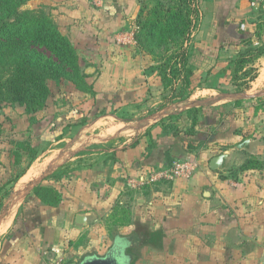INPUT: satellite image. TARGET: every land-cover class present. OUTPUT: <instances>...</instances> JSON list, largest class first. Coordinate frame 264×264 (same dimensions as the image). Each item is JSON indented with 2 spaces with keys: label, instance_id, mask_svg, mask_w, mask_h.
<instances>
[{
  "label": "crops",
  "instance_id": "0c3cea01",
  "mask_svg": "<svg viewBox=\"0 0 264 264\" xmlns=\"http://www.w3.org/2000/svg\"><path fill=\"white\" fill-rule=\"evenodd\" d=\"M143 1L47 0L60 31L88 54L84 61L93 64L87 72L100 64L95 56L100 49L109 44L115 52L105 62L107 74L96 81V99L82 102L93 114L107 113L78 125L76 137L59 142L74 141L38 165L36 158L8 183L23 190L12 195L0 216V264L52 259L77 264L87 254L103 255L113 242L106 245V230L99 226L126 194L124 178L169 167L175 159L197 160L191 179L163 180L140 190L128 184L135 200L134 206L128 203L134 230L126 236L114 233L113 239H133L126 249L131 264H264V53L253 63L257 76L248 88L238 89L228 69L249 43L264 50V10L249 0L194 1L200 20L189 43L193 91L179 97L178 88L172 95L161 88L149 69L151 57L134 54V45L118 46L111 38L137 27ZM202 79L207 88L196 87ZM205 92L210 97L200 98ZM125 109L139 114L124 119L119 112ZM90 143L99 146L88 148ZM225 151L224 168L212 170L211 158ZM92 155L106 156L82 163L76 179L52 185L61 195L57 205H46L34 194L45 173ZM5 159L0 154L1 184L16 176L7 174ZM248 160L262 167L243 168ZM46 164L43 176L32 181L38 166ZM78 214L87 217L86 225L76 221Z\"/></svg>",
  "mask_w": 264,
  "mask_h": 264
},
{
  "label": "trees",
  "instance_id": "16d2710c",
  "mask_svg": "<svg viewBox=\"0 0 264 264\" xmlns=\"http://www.w3.org/2000/svg\"><path fill=\"white\" fill-rule=\"evenodd\" d=\"M27 1L0 0V101L19 103L25 105L30 112H36L43 107V101L49 94L50 79H69L84 84L86 75L79 66L70 40L60 31L49 14L42 8L20 11ZM188 1L193 0H158L150 10L144 11L142 7L137 19L139 30L135 35L138 47L149 54L155 55L161 49H175L170 58H174L179 66L180 80L188 90L186 94L193 91L191 79L194 69L190 63L188 45L194 19L197 18L196 8ZM248 46L246 52L231 60L228 66V69H231L230 65L234 64L237 74L246 71L244 75H249L244 85L239 84V81L235 83L240 90L248 88L250 82L256 78L257 68L253 63L264 53L263 49L252 48L250 43ZM214 67L211 65L207 70L208 74ZM250 69L254 74H251ZM173 78L162 76L161 82L166 90ZM88 88L96 99L97 92L92 87ZM175 92L174 88L173 94ZM184 95L185 93L181 92L179 97ZM81 111L82 119L66 122L60 128V139L78 125L107 113L105 109H101L97 114H93L92 110L88 111L84 107ZM193 120L196 124V117ZM24 143L20 141L18 144L23 150L29 151V165L37 158L39 148L38 145L32 144L31 139ZM242 167L260 168L262 165L256 160H248ZM26 169L18 176L12 177L9 183L17 181ZM34 194L46 205H57L60 202L59 194L47 186L35 187Z\"/></svg>",
  "mask_w": 264,
  "mask_h": 264
},
{
  "label": "rangeland",
  "instance_id": "374dc122",
  "mask_svg": "<svg viewBox=\"0 0 264 264\" xmlns=\"http://www.w3.org/2000/svg\"><path fill=\"white\" fill-rule=\"evenodd\" d=\"M158 0H144L142 3L143 10H150L154 8L157 4ZM195 0L188 1L189 4H193ZM42 8L47 14H49L53 20V7L51 4L47 3V0H28L25 5L20 8V11L29 10V9H39ZM138 19V18H137ZM136 19L137 27H134L129 34L127 32H118L111 36L113 41H116L118 46L123 44H132L134 45V54H142L147 55L148 58L151 57L154 64L149 66L150 72L155 73L156 79L159 80L161 88L163 86L161 79L162 76H167V78H173L172 83L168 86L167 92L171 95L173 94L174 88H178V95L183 92V94L187 93L188 90L183 87V83L180 80V75L178 73L179 66L176 63L174 58H170L171 54L175 52V49L171 51H166L165 49L158 50L155 55L149 54L148 52L144 51L143 49L138 47L136 42V32L139 30V25ZM200 20V17L194 19V26L193 30L196 27L197 22ZM55 21V20H54ZM56 22V21H55ZM57 24V23H56ZM58 25V24H57ZM59 27V26H58ZM127 34L129 37H127ZM71 42L76 56L78 57L79 66L81 70L86 75L85 83L78 84L69 79H50L48 81V89L49 94L43 101V107L36 112H30L25 105H20L19 103H6L0 101V154H5L9 157L5 159V167L7 174H12L13 176H18L23 169L28 166L30 161L29 151L23 150L21 146L18 144L20 141L22 143L27 142L29 139L32 140L33 145H38V155L40 163L42 160H45L48 155L55 154L54 152L59 147H63L65 145L70 144V142L64 140L60 141V132L61 127L68 122H76L83 118L82 107L84 106L83 101H85L88 97L92 96L88 87H92L94 91H96V81L99 77L104 76L107 74L105 71L107 65L105 64L106 61L110 58V56H116L115 52L112 53L111 45L107 44L106 47L100 49L96 52L95 56L99 57L100 64L98 65L97 69L93 72H87L86 67L88 64H93L92 62H85V56L88 55L85 51H83L80 47H78L77 43L72 37L67 36L64 34ZM110 38V39H111ZM131 38V39H130ZM192 38V37H191ZM189 46V45H188ZM117 48V46H116ZM128 51H132L131 48H127ZM118 50H116L117 52ZM109 52V53H108ZM119 53V51H118ZM124 54V53H122ZM121 54V55H122ZM127 55V54H124ZM238 58V57H237ZM236 59V58H235ZM234 59V60H235ZM97 66V64H95ZM233 71V75L235 76V81H239V84L245 83L246 79L248 78L247 75H244L246 71H241L237 74L235 70V65H230ZM109 69V68H108ZM142 70V69H141ZM140 70V72H141ZM249 70V69H248ZM251 70V74H254V71ZM168 74V75H167ZM206 80V79H205ZM205 80L198 81L196 87L200 89L207 88L204 83H207ZM184 88V89H183ZM166 89V88H164ZM200 98H207L210 97L209 92L201 93ZM120 117L124 119H131L134 115H138L139 112H130L125 110H121L119 112ZM142 115V113H140ZM191 117L194 115L190 113ZM108 120V119H107ZM14 121L17 122V129L14 128ZM105 119L102 120L104 122ZM110 121V120H108ZM54 125H56L54 127ZM59 125V126H58ZM103 126V125H102ZM32 127V129H31ZM79 127V126H78ZM80 128L75 127L73 130L69 132V134L65 137L72 138L76 137ZM189 131V130H188ZM190 132V131H189ZM27 145L26 143H24ZM99 145L95 143H90L87 145L88 148H98ZM51 150V151H50ZM89 151V150H88ZM90 152V151H89ZM106 155H103L105 157ZM103 157L100 155H92L91 157L76 159L74 161H65L64 164L59 166L56 169H52L49 175H46L40 179L41 186H47L53 188L58 194L60 193L58 189L52 185L60 186L61 184H66L65 182L70 179H76L77 174L81 168L82 163L84 165L94 164L95 160L99 161ZM84 161V162H83ZM15 163L17 164L15 167ZM47 168V164L43 166V168L38 166V170L36 174L33 176L32 181L37 179L38 177L43 176L44 170ZM33 168H31L32 170ZM30 170V171H31ZM29 171V172H30ZM29 173H27L28 175ZM25 175V176H27ZM10 176V175H9ZM128 176L126 181H128ZM12 178V177H11ZM14 178V177H13ZM10 177L7 176L5 183H0V216L4 210L7 209L9 200L12 195L18 190H23V187H16L13 189L12 185L10 186L9 183ZM65 180V181H64ZM3 182V181H2ZM107 183H103L104 186H107V190L109 189V185ZM22 183V181H21ZM126 194L118 199L120 202L116 205V209L111 212V215L106 218L105 223H102L99 226L100 229L103 230V227L106 230V238L105 243L109 247L113 242V234L117 233L119 235L126 236L133 232V228L130 227L131 219V209H130V201H133V205L135 203L134 198H130L131 192L128 188V182H126ZM109 194V193H108ZM106 194V195H108ZM130 194V195H129ZM129 195V196H128ZM59 199L61 201V195L59 194ZM130 206V207H129ZM11 209H15L12 205ZM14 210V212H15ZM11 211V210H10ZM13 210L11 211L12 214ZM10 214V212H9ZM6 229V227H2ZM2 236L0 235V239ZM83 253L81 257L84 255Z\"/></svg>",
  "mask_w": 264,
  "mask_h": 264
},
{
  "label": "built area",
  "instance_id": "2783aa9c",
  "mask_svg": "<svg viewBox=\"0 0 264 264\" xmlns=\"http://www.w3.org/2000/svg\"><path fill=\"white\" fill-rule=\"evenodd\" d=\"M250 5L256 9L264 10V0H249ZM198 168L195 159H175L169 167L142 172L128 178V184L132 189L140 190L148 185L167 180L191 179ZM46 264H61L60 260L52 259Z\"/></svg>",
  "mask_w": 264,
  "mask_h": 264
},
{
  "label": "water",
  "instance_id": "95a60500",
  "mask_svg": "<svg viewBox=\"0 0 264 264\" xmlns=\"http://www.w3.org/2000/svg\"><path fill=\"white\" fill-rule=\"evenodd\" d=\"M249 142L246 140L245 144ZM229 153L227 151L214 156L209 162L212 170H221L224 168ZM76 221L79 224L86 225L87 217L78 214ZM132 256L127 253L125 246H121L120 242L111 246L103 255L87 254L77 264H131Z\"/></svg>",
  "mask_w": 264,
  "mask_h": 264
},
{
  "label": "flooded vegetation",
  "instance_id": "af4514ba",
  "mask_svg": "<svg viewBox=\"0 0 264 264\" xmlns=\"http://www.w3.org/2000/svg\"><path fill=\"white\" fill-rule=\"evenodd\" d=\"M131 241H133V239L131 238V240H130V238H126V239H120V238H114L113 239V245L115 244V243H118V242H120V245L121 246H125V248L127 249V250H129V244H130V242ZM112 245V246H113Z\"/></svg>",
  "mask_w": 264,
  "mask_h": 264
},
{
  "label": "bare ground",
  "instance_id": "6f19581e",
  "mask_svg": "<svg viewBox=\"0 0 264 264\" xmlns=\"http://www.w3.org/2000/svg\"><path fill=\"white\" fill-rule=\"evenodd\" d=\"M37 167V166H36Z\"/></svg>",
  "mask_w": 264,
  "mask_h": 264
}]
</instances>
